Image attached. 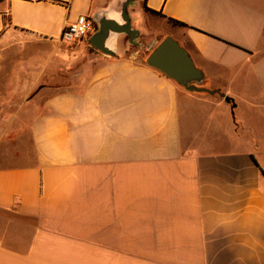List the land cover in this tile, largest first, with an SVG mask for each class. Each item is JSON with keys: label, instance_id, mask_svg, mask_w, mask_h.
<instances>
[{"label": "crops", "instance_id": "0c3cea01", "mask_svg": "<svg viewBox=\"0 0 264 264\" xmlns=\"http://www.w3.org/2000/svg\"><path fill=\"white\" fill-rule=\"evenodd\" d=\"M136 2L146 44L176 40L224 97L122 34L34 89L31 47L119 0H0V264H264V0Z\"/></svg>", "mask_w": 264, "mask_h": 264}, {"label": "rangeland", "instance_id": "374dc122", "mask_svg": "<svg viewBox=\"0 0 264 264\" xmlns=\"http://www.w3.org/2000/svg\"><path fill=\"white\" fill-rule=\"evenodd\" d=\"M125 0H119V3L111 7L114 9L115 13L120 17V11L122 9V4ZM137 0L132 2L130 6L127 8V11L130 15L132 27L137 29V26L140 22V17L137 14ZM141 1V0H140ZM111 11H108V13ZM101 16L106 15L104 10H101ZM159 30V27H156ZM138 30V29H137ZM139 31V30H138ZM167 29L160 28V33H164ZM140 32V31H139ZM149 36L141 37V33L139 35L138 40H136L137 45L128 43V38L124 35L123 42H126L128 50L130 52H138L144 56L146 60L149 53L153 50V48L164 38L159 37L157 42L150 44L149 41L152 37L157 34L156 29H150ZM115 36L111 39V43L108 45L110 47H115L118 42ZM148 46H152L151 48H147ZM128 51V52H129ZM12 54H15L16 51H9ZM98 51L95 48H92L88 41H75L73 43H65L61 41V43L56 48L46 47L43 45L32 46L31 50L28 51L27 60L24 62L28 68H31L30 72L36 80L37 83H34V89H37L39 86H61L68 85L72 86L73 80L75 78L74 74L79 73L85 68V63L87 56L86 54L97 53ZM60 54H63L62 57H59ZM21 61H15L14 59L7 64V66H3L4 69H11V66H15V69H18L21 65ZM9 65V66H8ZM39 76V77H38Z\"/></svg>", "mask_w": 264, "mask_h": 264}, {"label": "water", "instance_id": "95a60500", "mask_svg": "<svg viewBox=\"0 0 264 264\" xmlns=\"http://www.w3.org/2000/svg\"><path fill=\"white\" fill-rule=\"evenodd\" d=\"M135 0H125L120 11L122 23L108 18L106 15L94 18L97 30L88 38L91 47L104 55L113 56L115 52L108 46V41L117 34L125 35L130 44H135L139 38V31L132 27L127 8ZM148 46L147 48H151ZM146 64L175 81L188 92L217 94L224 97L219 90H209L201 86L202 72L194 65L188 52L173 38L167 36L160 41L146 58Z\"/></svg>", "mask_w": 264, "mask_h": 264}, {"label": "built area", "instance_id": "2783aa9c", "mask_svg": "<svg viewBox=\"0 0 264 264\" xmlns=\"http://www.w3.org/2000/svg\"><path fill=\"white\" fill-rule=\"evenodd\" d=\"M97 30L93 17L79 16L74 22L65 25L61 33V41L73 43L88 41V38Z\"/></svg>", "mask_w": 264, "mask_h": 264}, {"label": "bare ground", "instance_id": "6f19581e", "mask_svg": "<svg viewBox=\"0 0 264 264\" xmlns=\"http://www.w3.org/2000/svg\"><path fill=\"white\" fill-rule=\"evenodd\" d=\"M108 18L116 20L118 23H122L121 18L113 11L108 13ZM111 43V41H108V45Z\"/></svg>", "mask_w": 264, "mask_h": 264}, {"label": "trees", "instance_id": "16d2710c", "mask_svg": "<svg viewBox=\"0 0 264 264\" xmlns=\"http://www.w3.org/2000/svg\"><path fill=\"white\" fill-rule=\"evenodd\" d=\"M146 10H147V9H146ZM174 23L180 25V23H178V22H175V21H174ZM92 48H93V47H92ZM225 100H226L227 102H231V99H230V98H226Z\"/></svg>", "mask_w": 264, "mask_h": 264}]
</instances>
